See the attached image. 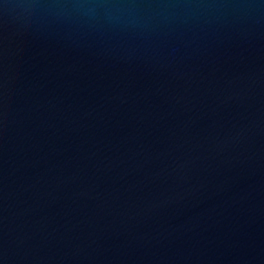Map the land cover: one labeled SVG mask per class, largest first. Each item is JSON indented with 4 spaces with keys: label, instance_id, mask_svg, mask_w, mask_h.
I'll list each match as a JSON object with an SVG mask.
<instances>
[{
    "label": "water",
    "instance_id": "water-1",
    "mask_svg": "<svg viewBox=\"0 0 264 264\" xmlns=\"http://www.w3.org/2000/svg\"><path fill=\"white\" fill-rule=\"evenodd\" d=\"M0 264H264V0H0Z\"/></svg>",
    "mask_w": 264,
    "mask_h": 264
}]
</instances>
